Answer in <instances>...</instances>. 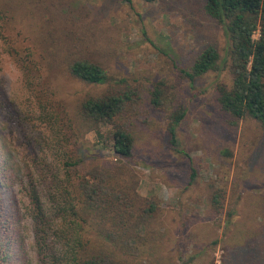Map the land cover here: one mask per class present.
Here are the masks:
<instances>
[{
    "label": "rangeland",
    "instance_id": "1",
    "mask_svg": "<svg viewBox=\"0 0 264 264\" xmlns=\"http://www.w3.org/2000/svg\"><path fill=\"white\" fill-rule=\"evenodd\" d=\"M62 1L66 2L61 9L67 20L54 37L64 46L56 49L62 53L71 49L99 63L109 80L88 85L71 78L62 66L54 78L58 97L73 108L110 85L129 83L144 90V102L132 119L137 133L132 159L115 156L111 125L104 123L99 132L86 135L90 156L96 154L135 172L140 194L157 195L162 200L164 211L136 231L140 234L134 244L142 255L131 256L130 262L251 264L246 260L249 253L254 261L259 259L264 250L260 243L264 237V127L254 119H243L238 126L230 124L229 115L218 102V83H232L223 61L219 71L192 84L184 81L177 69L190 68L211 45L228 57L229 36L205 12V0ZM258 36L256 33L255 38ZM1 69L8 92L22 96L23 74L6 53L1 56ZM162 80L173 105L186 110L177 127L183 153L171 147L166 119L170 104L169 110L159 112L147 91ZM11 143L7 183L12 187L3 189L5 207L20 219L22 264H43L37 249L33 204L26 191L31 154L24 140ZM191 166L197 173L193 184H189ZM219 190L226 194L224 208L218 211L213 195ZM230 209H235L232 216Z\"/></svg>",
    "mask_w": 264,
    "mask_h": 264
},
{
    "label": "trees",
    "instance_id": "2",
    "mask_svg": "<svg viewBox=\"0 0 264 264\" xmlns=\"http://www.w3.org/2000/svg\"><path fill=\"white\" fill-rule=\"evenodd\" d=\"M62 2L0 0V264L25 262L18 239L20 219L16 212L6 209L3 191L12 187L7 183L9 146L21 140L31 154L26 191L33 204L42 263L132 264L131 256L142 255L134 244L140 234L136 231L164 211L162 200L157 195L140 194L135 172L96 154L90 156L86 135L99 132L104 123L111 125L115 156L132 159L137 146L132 119L144 102V90L129 83L110 85L105 92L85 97L73 108L58 97L54 78L62 66L71 78L88 85L109 80L99 63L71 49L65 53L56 49L63 42L55 40L54 33L58 27H65L67 20L61 9L66 2ZM204 9L228 34V57L224 58L216 46H208L190 68L177 67L179 76L192 84L219 71L223 61L232 83H218V102L229 115L230 124L238 126L243 119H254L264 127V0H205ZM3 53L23 74L22 96L7 90L1 69ZM165 88L162 80L147 91L159 112L169 110L170 104L166 119L171 147L183 153L177 127L186 110L173 105ZM196 174L191 166L189 184ZM225 194L219 190L213 195L218 211L224 208ZM230 210L234 215L235 209ZM260 243L264 244V237ZM252 254L248 262L264 264V250L256 261Z\"/></svg>",
    "mask_w": 264,
    "mask_h": 264
}]
</instances>
